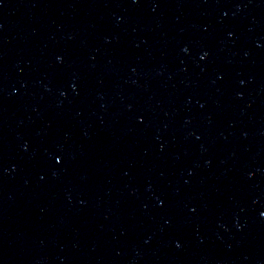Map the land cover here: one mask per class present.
<instances>
[{
	"label": "water",
	"instance_id": "obj_1",
	"mask_svg": "<svg viewBox=\"0 0 264 264\" xmlns=\"http://www.w3.org/2000/svg\"><path fill=\"white\" fill-rule=\"evenodd\" d=\"M0 264H264V0H0Z\"/></svg>",
	"mask_w": 264,
	"mask_h": 264
},
{
	"label": "snow or ice",
	"instance_id": "obj_2",
	"mask_svg": "<svg viewBox=\"0 0 264 264\" xmlns=\"http://www.w3.org/2000/svg\"><path fill=\"white\" fill-rule=\"evenodd\" d=\"M57 162L59 163V160Z\"/></svg>",
	"mask_w": 264,
	"mask_h": 264
}]
</instances>
